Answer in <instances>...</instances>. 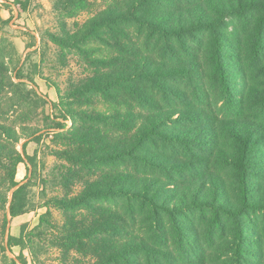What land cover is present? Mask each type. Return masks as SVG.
Here are the masks:
<instances>
[{"label":"trees","instance_id":"1","mask_svg":"<svg viewBox=\"0 0 264 264\" xmlns=\"http://www.w3.org/2000/svg\"><path fill=\"white\" fill-rule=\"evenodd\" d=\"M89 4L58 0L61 28L47 33L61 62L74 52L90 72L56 87L58 101L19 63L12 76L18 52L0 40V264L50 248L61 264H264V0H109L69 28ZM43 130L56 194L16 236L9 217L36 207L42 152L27 147Z\"/></svg>","mask_w":264,"mask_h":264},{"label":"rangeland","instance_id":"2","mask_svg":"<svg viewBox=\"0 0 264 264\" xmlns=\"http://www.w3.org/2000/svg\"><path fill=\"white\" fill-rule=\"evenodd\" d=\"M11 3L4 4L0 0V19H9V23L3 25L0 22V40H5L6 45L13 43L17 49V54L13 55L12 76L15 77V64L23 66V80L30 83L29 79H33L39 91L53 101H58L57 88L62 91L68 86L69 81L78 80L89 75V68L74 52H66V64L59 59V49L50 40L47 33L58 32L61 28V18L57 14L58 0H23V4L19 7L13 5L15 0H9ZM109 0H89L87 9L81 11L79 15L71 18H65L63 21L69 28H73L76 22L83 23L101 9L105 8ZM10 51V48H8ZM9 53V52H7ZM19 81L20 79H16ZM57 85V86H55ZM46 114L39 111V114L30 122L32 125L43 128L45 126L44 117ZM61 121V120H58ZM46 130H43L44 134ZM54 133H45L43 142L40 145L32 142L28 145L27 151L33 154L37 148L40 149V170L33 177L31 186V195L35 204V209L21 216L11 218L8 225L11 234L18 236L21 226L27 224V230L34 228L38 222L40 215L46 211L43 207L45 200V192L51 196L56 194L52 188V184H44L43 180L48 179L50 172L53 170L57 159L50 154L49 146L57 147L53 142ZM22 151V145L18 146ZM27 167L23 164L18 171L17 180L25 182ZM77 188L76 190H78ZM54 211L56 221L61 220L60 212ZM4 211L0 210V257L3 255V245H6L8 233L2 230ZM21 249L14 247L12 252L6 253L10 257L19 255ZM28 262L33 263V257L29 250L24 251ZM40 262L35 264H61L60 252L57 248H50L47 253H41ZM83 263L72 261L69 264H88L89 259H83Z\"/></svg>","mask_w":264,"mask_h":264},{"label":"crops","instance_id":"3","mask_svg":"<svg viewBox=\"0 0 264 264\" xmlns=\"http://www.w3.org/2000/svg\"><path fill=\"white\" fill-rule=\"evenodd\" d=\"M9 3H11V2L9 1Z\"/></svg>","mask_w":264,"mask_h":264}]
</instances>
